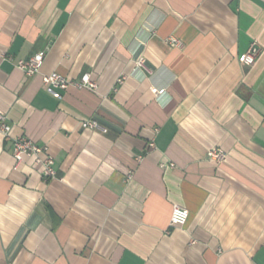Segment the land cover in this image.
I'll return each instance as SVG.
<instances>
[{
	"label": "crops",
	"instance_id": "crops-1",
	"mask_svg": "<svg viewBox=\"0 0 264 264\" xmlns=\"http://www.w3.org/2000/svg\"><path fill=\"white\" fill-rule=\"evenodd\" d=\"M0 108L57 173L0 134V264H264V0H0Z\"/></svg>",
	"mask_w": 264,
	"mask_h": 264
},
{
	"label": "built area",
	"instance_id": "built-area-1",
	"mask_svg": "<svg viewBox=\"0 0 264 264\" xmlns=\"http://www.w3.org/2000/svg\"><path fill=\"white\" fill-rule=\"evenodd\" d=\"M168 43L172 45H181V41L174 36L166 38ZM260 45L256 40H252L246 51L238 56V61L244 65H251L255 62L259 52ZM45 52H36L33 55L26 58H18L14 61L15 66L19 68L27 76L34 75L39 71V68L43 62ZM7 59H13L11 55H5ZM137 66L144 67V59L140 58L136 61ZM125 75L122 74L117 78V83H122ZM42 82L45 87H55L62 90L68 87L88 88L96 89V82L90 76L89 72L83 73L79 79H70L63 74L56 71H52L47 74H42ZM154 93H161L163 89L152 88ZM81 126L84 128H101L95 119H85L81 121ZM13 125L10 122L7 112L0 108V134L11 140V153L15 159L16 164L20 163L25 157H30L33 163L39 168L42 176L45 180L57 178L55 169V161L53 156L48 152V149L44 145H38L35 141L25 135L15 136L11 135ZM105 131L104 128H101ZM225 156L223 149L219 147H211L206 152V157L221 161ZM188 217V210L186 207L174 203L171 207V213L169 217V225L172 227L183 225Z\"/></svg>",
	"mask_w": 264,
	"mask_h": 264
}]
</instances>
